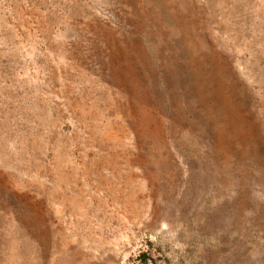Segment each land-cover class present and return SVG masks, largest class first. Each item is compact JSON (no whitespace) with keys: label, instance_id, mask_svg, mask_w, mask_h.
Instances as JSON below:
<instances>
[{"label":"rangeland","instance_id":"obj_1","mask_svg":"<svg viewBox=\"0 0 264 264\" xmlns=\"http://www.w3.org/2000/svg\"><path fill=\"white\" fill-rule=\"evenodd\" d=\"M0 264H264V0H0Z\"/></svg>","mask_w":264,"mask_h":264}]
</instances>
